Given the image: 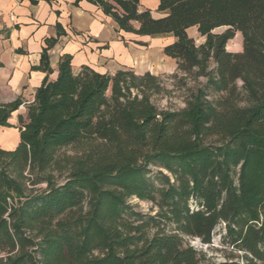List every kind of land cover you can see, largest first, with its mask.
I'll return each mask as SVG.
<instances>
[{"label": "trees", "instance_id": "1", "mask_svg": "<svg viewBox=\"0 0 264 264\" xmlns=\"http://www.w3.org/2000/svg\"><path fill=\"white\" fill-rule=\"evenodd\" d=\"M87 1L125 32L172 34L176 70L206 80L180 109L152 101L167 92L156 75L74 73L69 55L48 81L47 39L18 143L0 147V264H264V0H159L161 18L139 0ZM236 31L242 51H227ZM21 104L0 103V127ZM130 197L157 212L133 211ZM220 223L241 261L204 262L183 243H210Z\"/></svg>", "mask_w": 264, "mask_h": 264}, {"label": "crops", "instance_id": "2", "mask_svg": "<svg viewBox=\"0 0 264 264\" xmlns=\"http://www.w3.org/2000/svg\"><path fill=\"white\" fill-rule=\"evenodd\" d=\"M158 5L159 0H139L138 9L149 10L154 18L164 17L167 12L159 11ZM186 33L197 44L205 40L197 26L188 27ZM52 38L56 41L47 49L48 81L57 77L63 55L70 56L74 73L83 66L100 74L130 69L136 74L158 75L176 69V61L164 53V48L175 40L172 34L125 32L98 5L87 0H0V103L22 100L8 119L12 127H0V139L6 137V129L16 139L13 147L0 143L3 149L11 150L18 143V116L24 118L26 105L32 102L46 76L36 67L45 41Z\"/></svg>", "mask_w": 264, "mask_h": 264}, {"label": "rangeland", "instance_id": "3", "mask_svg": "<svg viewBox=\"0 0 264 264\" xmlns=\"http://www.w3.org/2000/svg\"><path fill=\"white\" fill-rule=\"evenodd\" d=\"M227 28V26H220L214 30V33H222ZM225 48L230 52L242 51V36L239 31L234 32V36L227 41ZM210 66L213 67L214 64L211 62ZM156 76L161 79L162 84L167 90V92L154 95L151 98L159 109H180L184 107L188 89L201 87L206 80L202 76L195 77L193 73L183 74L176 69L171 73H159ZM240 84L241 83L238 82V85ZM243 104V102H240V105ZM23 116L25 118L26 111ZM4 133H7L6 137L0 139V143L6 145L7 147H13L16 142V139L14 140V134L8 129H6ZM66 151L68 154L72 153L70 149H67ZM153 170L155 171L154 168ZM55 175L57 181L62 180L63 174L59 175L58 172H55ZM44 187L45 184L42 183L35 186L34 189L41 190ZM128 203L133 211L138 212L145 217L153 216L157 212V207L154 206V204L148 201L140 200L136 197H130L128 199ZM193 206H195V204L192 203V207ZM170 228V225L166 227L167 230ZM153 232L154 230L150 229L149 233ZM224 232V224L220 223L213 229L210 243H203L197 237L188 236L184 237L183 243L192 246L198 253L202 254L204 256V262H222L228 259L241 261V255L243 252L223 242Z\"/></svg>", "mask_w": 264, "mask_h": 264}]
</instances>
